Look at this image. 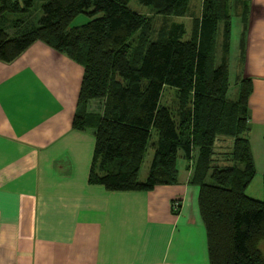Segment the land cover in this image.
Segmentation results:
<instances>
[{"label": "trees", "instance_id": "trees-1", "mask_svg": "<svg viewBox=\"0 0 264 264\" xmlns=\"http://www.w3.org/2000/svg\"><path fill=\"white\" fill-rule=\"evenodd\" d=\"M34 1L0 0V61L42 41L83 67L72 125L94 136L88 182L109 191L176 184L181 157L198 188L209 264H264V175L263 197L246 193L256 175L247 136L251 79L239 78L237 97H227L232 2L245 27L249 0H202L190 31L172 21L154 38L152 18L131 0H46L23 28ZM138 1L155 14H191V0ZM80 13L89 20L71 26ZM166 87L175 89L170 98ZM93 100L100 111L89 109Z\"/></svg>", "mask_w": 264, "mask_h": 264}, {"label": "crops", "instance_id": "crops-1", "mask_svg": "<svg viewBox=\"0 0 264 264\" xmlns=\"http://www.w3.org/2000/svg\"><path fill=\"white\" fill-rule=\"evenodd\" d=\"M240 33L233 69L252 82L247 136L261 183L260 197L251 183L246 192L261 199L264 0L248 1ZM82 77L79 63L42 41L0 61V264H209L186 163L178 183L148 191L88 182L94 136L72 125Z\"/></svg>", "mask_w": 264, "mask_h": 264}, {"label": "rangeland", "instance_id": "rangeland-1", "mask_svg": "<svg viewBox=\"0 0 264 264\" xmlns=\"http://www.w3.org/2000/svg\"><path fill=\"white\" fill-rule=\"evenodd\" d=\"M45 1L46 0H35L34 1V5L31 8V9H33V12L29 16H26L25 19L23 20L24 21L22 23L23 28H24V26H25V28L27 26H29L31 22H35V17L37 19L39 18V16L41 15V5ZM232 5H233V8H232V14H231L232 17H231V43H230L231 51H230V56H229L230 57V61H229V63H230L229 64V88H228V93H227V97L230 100H234L237 97L238 88H239L237 80H235L236 73L234 72V69H233L232 56L235 52V48H236L238 40H239V35L241 36V33H240L241 20H240V16L237 15L238 11H236V9H238V8H235V5L233 2H232ZM129 6L133 10H136V11H138L142 14H145L147 16H150L152 18L151 37L154 38V37H156L157 32L161 26H163L164 24H169L172 21L185 22V24L187 26V30L190 31V29L192 27V17H198L200 15L202 0H191L190 1V13L191 14L189 16H186V17L165 16V15H161V14H155L153 12V10H151L150 6L143 5L138 0H131L129 2ZM89 18L90 17L86 13H80L79 15H77L72 20L70 25L71 26L80 25V24L88 21ZM222 25H223V23L220 22L219 23V34H221ZM10 30L12 31V29H10ZM188 34H189V32H188ZM218 36H219L218 41H220V35H218ZM166 89L169 90V93L165 94V98H166V96H167V98L172 97V94H173V92H175V89L173 87H166L165 90ZM100 107H101V101L93 100L89 104V109H92V110L100 111L101 110ZM228 141L229 140L222 141V145H224L225 143H228ZM151 158H152V150L148 146L146 156L144 158V162L142 163V166L140 169V174H139L140 180L145 179L146 174L148 172V168H149ZM185 163H186V161L183 158H181V157L178 158L177 166L179 169H181V166L184 165ZM260 190H261L260 179L259 178L253 179L249 188H248V192L252 193L253 195H257L258 197H260L259 196Z\"/></svg>", "mask_w": 264, "mask_h": 264}, {"label": "built area", "instance_id": "built-area-1", "mask_svg": "<svg viewBox=\"0 0 264 264\" xmlns=\"http://www.w3.org/2000/svg\"><path fill=\"white\" fill-rule=\"evenodd\" d=\"M173 205H174V206H177V204H176V203H174Z\"/></svg>", "mask_w": 264, "mask_h": 264}]
</instances>
